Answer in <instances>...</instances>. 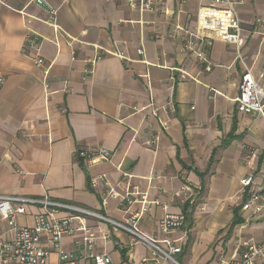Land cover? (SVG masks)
Wrapping results in <instances>:
<instances>
[{"label":"crops","instance_id":"crops-1","mask_svg":"<svg viewBox=\"0 0 264 264\" xmlns=\"http://www.w3.org/2000/svg\"><path fill=\"white\" fill-rule=\"evenodd\" d=\"M35 1L0 0V195L46 198L124 222L143 208L135 203L125 213L117 207L134 186L147 198L140 231L179 246L178 264H224L239 258L243 240L264 241V214L245 224L240 193L243 178L254 176L257 187L264 174V117L241 114L234 103L246 69L264 91V34H251L254 20L264 22V0L235 7L243 46L214 39L208 50L213 67L201 74L182 47L208 0H162L151 14L131 12L125 0ZM50 10L58 33L44 23ZM65 35L75 39L72 47ZM96 53L101 59L83 79ZM36 57L50 67L48 94L33 66ZM99 148L111 158L87 169L77 152ZM90 175H103L116 195L107 197L104 186L91 189ZM38 212L29 208L19 223L31 226ZM166 214L188 221L164 237L158 223ZM87 225L97 236L109 234L96 251L113 264H171L151 260L142 245L128 254L130 235L110 224L88 218ZM80 238L64 237L63 249L74 255ZM47 264L66 263L51 253Z\"/></svg>","mask_w":264,"mask_h":264},{"label":"built area","instance_id":"built-area-1","mask_svg":"<svg viewBox=\"0 0 264 264\" xmlns=\"http://www.w3.org/2000/svg\"><path fill=\"white\" fill-rule=\"evenodd\" d=\"M131 12L138 14L154 13L159 8L162 0H125ZM42 0H36V5H41ZM243 3V0H208L206 5H202L196 14V25L193 32L185 31L183 40V50L192 53L201 72H209L213 65L208 58V50L212 46L214 39L225 41L226 44L239 49L245 42L241 20L235 7ZM56 11L48 12V19L44 22L52 30L58 33L60 30L55 24ZM175 29L182 30L180 27ZM82 33H85L83 31ZM205 33H209L206 35ZM252 35L264 34V22L254 20L251 29ZM69 46L75 42L65 35ZM30 34L26 36V42L32 44ZM34 43V42H33ZM125 59L123 53H112ZM138 56H142L143 50L136 51ZM75 52L72 51L74 60ZM237 58H239L237 56ZM101 59V55L96 53L89 58L87 68L84 70L83 79L92 73L95 64ZM33 66L41 71L40 82L46 94H48V75L50 67L45 64L41 57L33 59ZM185 77L187 75L183 74ZM190 77L197 82L196 77ZM260 78L262 76L260 75ZM5 79L0 73V90L4 85ZM236 110L241 114H258L264 117V91L258 82L252 77L251 71L246 69L240 78L238 85V96L234 99ZM112 152L104 148L95 151H79L77 157L84 160L87 169L108 162ZM254 154L248 159L250 160ZM126 177V176H125ZM261 178L260 186L256 187L255 177L246 176L240 181V193L246 197L241 206V211L246 214L245 224L250 221L258 220L264 214V174H259ZM88 183L91 189L99 186L107 187V197H114L116 193L108 186L103 175H90ZM190 194V189L186 188ZM147 198L146 194L138 192L134 186H127L126 192L118 202V209L128 213L131 207L138 203L141 207L140 212L131 214L124 222H116L94 211L73 206L69 204L57 203L48 199H34L19 196L0 195V226L6 225V230H0V264H47L51 253H55L60 263L75 264L76 260H84L88 264H113L111 258L104 253L96 251L98 240L106 242L109 234L101 231L99 236L88 227V218H94L101 222L112 225L130 235L128 254L132 253L136 245L144 246L151 255V260H162L171 264H178L174 256L180 252L179 246L167 239L157 240L145 236L139 229L138 224L144 211ZM102 205L106 206L107 201L103 200ZM38 207L39 212L32 215V225L26 226L19 223V219L29 214V208ZM66 211L72 216L59 218L58 214ZM72 221L76 222L77 227L72 226ZM185 222V216L164 215L158 223V231L164 237L174 231L181 229ZM81 238L75 241L76 252L71 254L66 252L62 246L64 237ZM165 245V247H164ZM240 256L237 260L228 261L224 264H264V241L257 242L252 238L245 239L241 244ZM76 256V258H75ZM144 262L147 261L143 260Z\"/></svg>","mask_w":264,"mask_h":264},{"label":"trees","instance_id":"trees-1","mask_svg":"<svg viewBox=\"0 0 264 264\" xmlns=\"http://www.w3.org/2000/svg\"><path fill=\"white\" fill-rule=\"evenodd\" d=\"M187 204L185 205V208H187ZM185 221H188V216L186 215Z\"/></svg>","mask_w":264,"mask_h":264}]
</instances>
